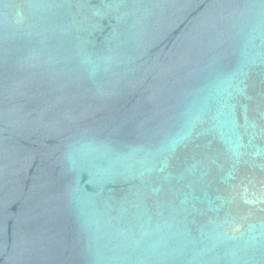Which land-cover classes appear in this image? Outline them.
I'll use <instances>...</instances> for the list:
<instances>
[{
  "label": "water",
  "instance_id": "95a60500",
  "mask_svg": "<svg viewBox=\"0 0 264 264\" xmlns=\"http://www.w3.org/2000/svg\"><path fill=\"white\" fill-rule=\"evenodd\" d=\"M0 264H264V0H0Z\"/></svg>",
  "mask_w": 264,
  "mask_h": 264
}]
</instances>
